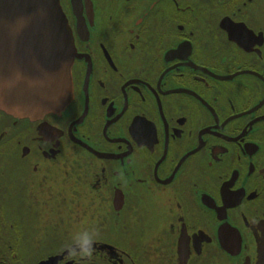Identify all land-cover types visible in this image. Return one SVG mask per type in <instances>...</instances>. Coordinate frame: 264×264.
<instances>
[{
  "label": "flooded vegetation",
  "instance_id": "1",
  "mask_svg": "<svg viewBox=\"0 0 264 264\" xmlns=\"http://www.w3.org/2000/svg\"><path fill=\"white\" fill-rule=\"evenodd\" d=\"M74 96L0 111V264H257L264 0H61Z\"/></svg>",
  "mask_w": 264,
  "mask_h": 264
},
{
  "label": "water",
  "instance_id": "2",
  "mask_svg": "<svg viewBox=\"0 0 264 264\" xmlns=\"http://www.w3.org/2000/svg\"><path fill=\"white\" fill-rule=\"evenodd\" d=\"M61 0H0V111L37 121L73 100L76 48ZM257 264H264V241Z\"/></svg>",
  "mask_w": 264,
  "mask_h": 264
},
{
  "label": "clouds",
  "instance_id": "3",
  "mask_svg": "<svg viewBox=\"0 0 264 264\" xmlns=\"http://www.w3.org/2000/svg\"><path fill=\"white\" fill-rule=\"evenodd\" d=\"M96 235L88 231L78 232L64 244L66 254L78 264H91L95 251Z\"/></svg>",
  "mask_w": 264,
  "mask_h": 264
}]
</instances>
